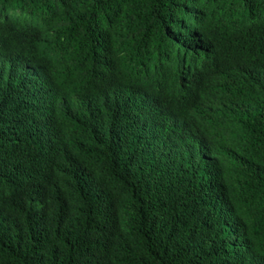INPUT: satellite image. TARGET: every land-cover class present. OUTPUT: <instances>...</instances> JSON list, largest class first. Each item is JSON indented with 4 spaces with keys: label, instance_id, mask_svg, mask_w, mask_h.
<instances>
[{
    "label": "trees",
    "instance_id": "obj_1",
    "mask_svg": "<svg viewBox=\"0 0 264 264\" xmlns=\"http://www.w3.org/2000/svg\"><path fill=\"white\" fill-rule=\"evenodd\" d=\"M0 264H264V0H0Z\"/></svg>",
    "mask_w": 264,
    "mask_h": 264
}]
</instances>
